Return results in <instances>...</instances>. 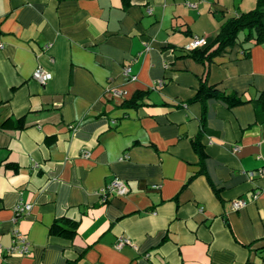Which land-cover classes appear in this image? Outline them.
I'll list each match as a JSON object with an SVG mask.
<instances>
[{
  "label": "crops",
  "instance_id": "0c3cea01",
  "mask_svg": "<svg viewBox=\"0 0 264 264\" xmlns=\"http://www.w3.org/2000/svg\"><path fill=\"white\" fill-rule=\"evenodd\" d=\"M254 5L0 0V244L14 231L29 241L0 264H264V178L246 174L264 165V40L239 35L204 63L183 50ZM203 78L241 102L206 100L201 171L190 140ZM110 87L146 93L127 108ZM113 177L128 191L102 200ZM61 217L76 222L72 238L49 231Z\"/></svg>",
  "mask_w": 264,
  "mask_h": 264
},
{
  "label": "trees",
  "instance_id": "16d2710c",
  "mask_svg": "<svg viewBox=\"0 0 264 264\" xmlns=\"http://www.w3.org/2000/svg\"><path fill=\"white\" fill-rule=\"evenodd\" d=\"M264 0H255L254 8L249 11L242 12L236 16L227 18L220 26L218 33L205 45L186 51L185 56L194 59L197 62H209L213 56H216L226 48L231 47L237 42L239 35H242V41L246 43H259L264 40ZM205 79H201L200 84L193 97L194 100L201 104L200 130L190 140L193 151L199 157L201 171L203 170V159L205 153L201 143L205 121V102L209 98H218L224 100L228 105H234L241 102L235 95H225L220 93L217 88L205 83ZM146 92L134 91L129 98L120 102L121 106L132 108L140 105V100ZM263 95H261L262 97ZM262 99V98H261ZM263 106H264V101ZM76 222L68 218L61 217L55 219L49 231L52 233L66 235L72 238L76 231ZM74 264V263H71Z\"/></svg>",
  "mask_w": 264,
  "mask_h": 264
},
{
  "label": "built area",
  "instance_id": "2783aa9c",
  "mask_svg": "<svg viewBox=\"0 0 264 264\" xmlns=\"http://www.w3.org/2000/svg\"><path fill=\"white\" fill-rule=\"evenodd\" d=\"M188 5L194 6L193 4H190V3ZM147 13H150V9H147ZM205 43H206L205 38L194 36L191 39V41L187 45L184 46L183 50L189 51L194 48L201 47L205 45ZM1 47L2 45L0 44V48ZM148 49H149L148 46L145 47V50H148ZM122 74L126 76L127 79L130 81L135 80V76L131 74L130 72L129 65H125L122 67ZM31 77L37 82L44 84L47 80H49L50 73L42 69L41 67H36L33 70ZM157 84L158 86H160L161 81H157ZM105 92L109 94V98L114 97V98L123 99V97L126 95L125 91L119 87H110ZM86 155L87 153L84 154V156ZM246 174L249 178H255V177L264 178V165L255 170L248 171ZM153 187L156 188V186H153ZM127 191H128V187H127L126 182L117 177H113L109 182H107L102 187L100 194H101L102 200H104L105 197H107V195H124L127 193ZM256 195H257L256 193H253L251 195L252 199H254ZM246 202H247V199H242V198L235 199L231 203V209L232 210L241 209L246 205ZM30 207H31L30 204L19 202L15 206V213L18 215H22V214L25 215L29 212ZM125 242H128L126 238H119L116 243V246L121 247V245H123ZM28 250H29V241L27 237L18 231H14V233L12 234V243L10 246L3 247L0 244V253L4 252V253L17 254V255H25L28 253Z\"/></svg>",
  "mask_w": 264,
  "mask_h": 264
}]
</instances>
